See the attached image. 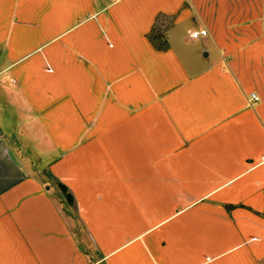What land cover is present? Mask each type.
I'll return each instance as SVG.
<instances>
[{"label": "crops", "instance_id": "obj_1", "mask_svg": "<svg viewBox=\"0 0 264 264\" xmlns=\"http://www.w3.org/2000/svg\"><path fill=\"white\" fill-rule=\"evenodd\" d=\"M263 154L264 0H0V264H264Z\"/></svg>", "mask_w": 264, "mask_h": 264}, {"label": "built area", "instance_id": "obj_2", "mask_svg": "<svg viewBox=\"0 0 264 264\" xmlns=\"http://www.w3.org/2000/svg\"><path fill=\"white\" fill-rule=\"evenodd\" d=\"M204 34H206V30L204 28H200V29H196V30H191V31L188 32V36L189 37H196L198 35H204ZM249 96L253 100H256L257 99V95L254 92H250L249 93ZM260 160L261 161H264V154L261 155Z\"/></svg>", "mask_w": 264, "mask_h": 264}, {"label": "trees", "instance_id": "obj_3", "mask_svg": "<svg viewBox=\"0 0 264 264\" xmlns=\"http://www.w3.org/2000/svg\"><path fill=\"white\" fill-rule=\"evenodd\" d=\"M60 188L64 191V187H63V185H60ZM65 196H66L67 199L70 198V195H69L68 193H66V192H65Z\"/></svg>", "mask_w": 264, "mask_h": 264}]
</instances>
